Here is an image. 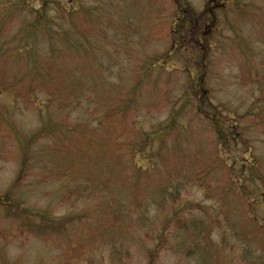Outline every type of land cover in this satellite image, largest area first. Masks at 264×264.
<instances>
[{"label": "rangeland", "instance_id": "374dc122", "mask_svg": "<svg viewBox=\"0 0 264 264\" xmlns=\"http://www.w3.org/2000/svg\"><path fill=\"white\" fill-rule=\"evenodd\" d=\"M0 198V264H264V0H0Z\"/></svg>", "mask_w": 264, "mask_h": 264}, {"label": "trees", "instance_id": "16d2710c", "mask_svg": "<svg viewBox=\"0 0 264 264\" xmlns=\"http://www.w3.org/2000/svg\"><path fill=\"white\" fill-rule=\"evenodd\" d=\"M214 2L216 3L217 2V0H214ZM189 10V9H188ZM189 11H191V10H189ZM192 17H195V15H194V12L193 13H191V15L189 16V19H190V21H196L194 18H192ZM85 19H87L86 17H85ZM91 22V21H90ZM171 32H173V31H171ZM206 33V32H205ZM204 33V34H205ZM175 44V43H174ZM68 45V44H67ZM50 61H48V62H46V63H44V65L42 66V67H40L39 65H38V63H37V61L35 60V61H32V63H33V65H32V67H33V69L35 70V71H38L39 72V74H40V80L41 81H43L44 83H46L47 81H49L50 80V77H51V75H52V70L54 69V60H51V59H49ZM43 70H42V69ZM204 77V76H203ZM203 77H201L200 78V80H199V83L201 84V86H199L198 88H200V90H198V92L196 93V95H197V97H196V101L199 103V107L197 108V109H200V107L204 104L203 103V99H204V97L202 96V93H203V91H204V89H203V87H202V85H203ZM193 87V86H192ZM193 88H196V87H193ZM196 90H197V88H196ZM175 116L176 115H174V117H173V120H174V118H175ZM212 116H213V118H214V114H212ZM171 119H172V117H171ZM170 119V120H171ZM210 119H212V118H210ZM212 121H214V127H215V129L217 130V133H218V135H219V139L221 140L222 138H221V130L218 128V123L216 122V120H214V119H212ZM76 124L77 125H75V124H71L70 125V127H68V130H69V134H80V133H83L84 132V130H85V127H86V125H82L81 123H79V122H76ZM50 129H47L46 130V132L45 133H47V131H49ZM42 131H43V129H38V130H36V132L35 133H33L30 137H29V139H26V142H27V144H26V146L29 144V146L31 145V144H33L36 140H38L39 138H41V137H43V136H45V135H47V134H43L42 133ZM156 134H157V132H156ZM25 153H26V147H25ZM24 156H27V154H23ZM22 157L21 158V160L23 161L22 162V169H23V167H24V162L26 161V157ZM16 184V182H12V184H11V186H10V188H12L14 185ZM9 188V189H10ZM7 190L6 191V196H5V202H3L2 204L4 205V206H6V205H11L13 202H10L11 200L9 199V195L11 194V192H10V190ZM2 197H4V196H2ZM0 200H1V198H0ZM13 205H14V208H16L17 209V212H18V214L17 213H15V215L17 216V218L18 219H20L21 218V215H22V213H27V214H29V217H38V215H36V214H31V213H29V212H26L25 211V209H18V207L19 206H17V205H15L14 203H13ZM46 219V218H45ZM44 220H42V222H43ZM167 224H168V222H167ZM166 224V225H167ZM58 227H54V228H52V230H55V229H57ZM45 231V229L44 228H39V226L38 225H36V228L34 229V233L37 235V236H44V235H46V231ZM159 240H162V238H160L159 237Z\"/></svg>", "mask_w": 264, "mask_h": 264}]
</instances>
